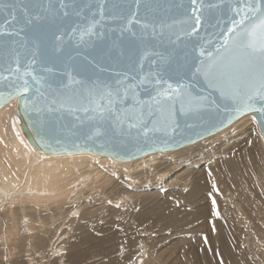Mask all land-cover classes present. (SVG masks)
Returning <instances> with one entry per match:
<instances>
[{
    "label": "water",
    "instance_id": "95a60500",
    "mask_svg": "<svg viewBox=\"0 0 264 264\" xmlns=\"http://www.w3.org/2000/svg\"><path fill=\"white\" fill-rule=\"evenodd\" d=\"M0 3L16 5L0 12V94L9 97L0 109L16 106L19 129L40 156L132 162L194 145L250 114L264 139V100L247 99L258 80L210 85L197 71L209 53L217 55L225 33L234 35L228 29L240 27L234 20L259 21L249 11L257 0ZM24 5L44 19L25 27ZM259 6L264 10V0ZM196 17L201 23L192 31Z\"/></svg>",
    "mask_w": 264,
    "mask_h": 264
},
{
    "label": "bare ground",
    "instance_id": "6f19581e",
    "mask_svg": "<svg viewBox=\"0 0 264 264\" xmlns=\"http://www.w3.org/2000/svg\"><path fill=\"white\" fill-rule=\"evenodd\" d=\"M14 106L0 109V264H117L116 246L130 242L124 238L151 232L149 219L157 218L149 212L183 198L188 187L195 198L199 186L220 188L221 198L208 194L210 230L224 239L225 264H263L264 139L252 115L194 145L122 163L91 154L40 156L24 139ZM86 235L98 246L83 255Z\"/></svg>",
    "mask_w": 264,
    "mask_h": 264
},
{
    "label": "rangeland",
    "instance_id": "374dc122",
    "mask_svg": "<svg viewBox=\"0 0 264 264\" xmlns=\"http://www.w3.org/2000/svg\"><path fill=\"white\" fill-rule=\"evenodd\" d=\"M14 107L16 110V106ZM199 187L202 190V194L195 198L188 192L190 190L188 187L187 192H185L186 190L181 192V195L183 193V198H169V200H166L167 202H162L165 206L161 204L156 206L158 209L164 210L149 212L147 215H151L149 218H157L149 219L150 223L154 225L151 232L148 233L149 235L147 233L145 235L141 231L134 232L129 234L128 238H124V240L129 239L130 242L123 243L120 247L119 245L116 246L115 251H118L116 255L117 264H225L223 261L224 251L222 250L224 239L215 237L210 230V223L213 222L214 212L210 207V196L208 194L211 193L213 196L216 194L214 197L219 199L222 197L220 188L218 186L219 190L215 192L210 186ZM236 187L231 186L233 189H236ZM209 188H211V192ZM197 212L200 214H197ZM157 213L162 215H158ZM157 215L161 218L157 217ZM129 223L135 226L138 225L136 222L130 221ZM134 231H136V228H134ZM227 241H229L230 247L232 245L237 249L238 246L234 244L235 241L231 240V237ZM97 246L98 240L86 235V238L81 241L78 250L81 253L83 252V255H88V251L95 249ZM65 247V250L61 252L63 254L68 253L69 245ZM243 256L248 263L251 262L248 254L243 253ZM101 258L99 257V259ZM139 258L141 259L139 260ZM63 261L64 259H61V263ZM256 264H262V261L257 260Z\"/></svg>",
    "mask_w": 264,
    "mask_h": 264
},
{
    "label": "snow or ice",
    "instance_id": "6c2138e0",
    "mask_svg": "<svg viewBox=\"0 0 264 264\" xmlns=\"http://www.w3.org/2000/svg\"><path fill=\"white\" fill-rule=\"evenodd\" d=\"M191 3L195 6L197 0H191ZM34 7L39 6L34 5ZM63 7H65V5L63 4V0H61V8ZM200 7L203 9L205 5L201 4ZM207 7L212 8L215 7V5H207ZM15 8L16 5L13 3H0V12L5 11L6 9H12L14 12ZM23 8V23L25 27H31L44 19V17L40 15V12H29L27 10V5H24ZM42 10L47 11L48 9L43 8ZM249 11L259 13V21L257 23H252L249 26H245V20L243 18L238 21L234 20L233 25H239L240 27L228 29V33H234V35L229 36L225 33L221 47L216 49L217 55L213 56L212 53H209L208 62L206 64L202 62V68H198L197 71L203 72L205 77L209 79L210 85L213 80H215L217 82H236L237 85L244 84L247 86L249 78H255L258 80V88H256L253 94H249L247 99L253 100L254 96L258 95L261 100H264V10L260 8L259 0H257V5L255 7H250ZM65 15H67V13H65ZM16 19L17 17L12 15V20ZM128 23L131 24L132 21L129 20ZM200 23V17H196V27L193 28L192 31H196V28L200 26ZM144 27H147V25H144ZM23 30L24 28H21V31ZM188 34L190 35L191 33ZM34 39L39 42L40 38L37 36L34 37ZM53 39L55 42H58L61 40V36L53 33ZM53 51L60 52V46L54 44ZM201 54L203 55V53ZM5 79H7V77H5ZM168 87L171 88V85ZM27 90L26 87L23 89L25 92ZM160 95L164 96L166 93H160ZM8 98L9 97L0 94V103L5 102ZM117 119L120 118L117 117ZM136 126L135 123L130 124V127L132 128Z\"/></svg>",
    "mask_w": 264,
    "mask_h": 264
}]
</instances>
